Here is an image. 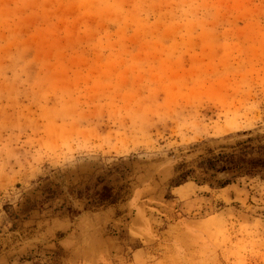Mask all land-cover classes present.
I'll return each mask as SVG.
<instances>
[{
  "label": "rangeland",
  "instance_id": "374dc122",
  "mask_svg": "<svg viewBox=\"0 0 264 264\" xmlns=\"http://www.w3.org/2000/svg\"><path fill=\"white\" fill-rule=\"evenodd\" d=\"M260 145L264 0H0V264H264Z\"/></svg>",
  "mask_w": 264,
  "mask_h": 264
},
{
  "label": "trees",
  "instance_id": "16d2710c",
  "mask_svg": "<svg viewBox=\"0 0 264 264\" xmlns=\"http://www.w3.org/2000/svg\"><path fill=\"white\" fill-rule=\"evenodd\" d=\"M242 143L237 146H241ZM253 147L242 146L241 148L229 153L220 152L218 154L210 153V156L203 158L197 163V168L202 170L205 176L202 182H208L209 186L223 188L228 185L229 180L217 181V174L231 172L232 178L236 177H259L264 181V145L258 146V150L262 152L260 156H252ZM184 164L176 168L178 175L171 180V187H179L186 182L188 176L195 173L193 169H183ZM118 201L117 195H113L110 188L102 187L101 191L95 193V199L90 203L92 207H102L106 205H114Z\"/></svg>",
  "mask_w": 264,
  "mask_h": 264
}]
</instances>
